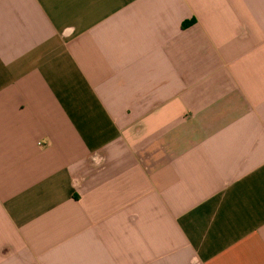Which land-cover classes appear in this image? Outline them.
<instances>
[{"label":"crops","instance_id":"0c3cea01","mask_svg":"<svg viewBox=\"0 0 264 264\" xmlns=\"http://www.w3.org/2000/svg\"><path fill=\"white\" fill-rule=\"evenodd\" d=\"M0 264H264V0H0Z\"/></svg>","mask_w":264,"mask_h":264}]
</instances>
